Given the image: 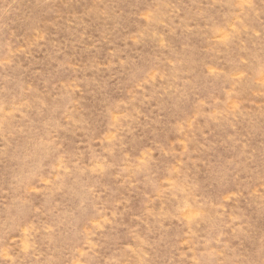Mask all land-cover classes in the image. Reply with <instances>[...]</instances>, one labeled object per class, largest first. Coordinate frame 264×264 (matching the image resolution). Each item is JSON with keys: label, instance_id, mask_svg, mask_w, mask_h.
<instances>
[{"label": "rangeland", "instance_id": "obj_1", "mask_svg": "<svg viewBox=\"0 0 264 264\" xmlns=\"http://www.w3.org/2000/svg\"><path fill=\"white\" fill-rule=\"evenodd\" d=\"M0 264H264V0H0Z\"/></svg>", "mask_w": 264, "mask_h": 264}]
</instances>
